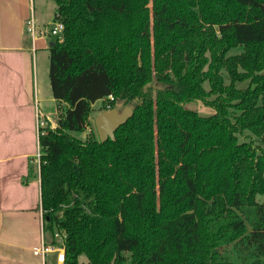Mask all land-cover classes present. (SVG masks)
Listing matches in <instances>:
<instances>
[{"label":"trees","instance_id":"obj_1","mask_svg":"<svg viewBox=\"0 0 264 264\" xmlns=\"http://www.w3.org/2000/svg\"><path fill=\"white\" fill-rule=\"evenodd\" d=\"M54 1L39 172L63 264H264V150L239 139H264V0ZM98 100L135 103L104 142L73 133Z\"/></svg>","mask_w":264,"mask_h":264},{"label":"crops","instance_id":"obj_2","mask_svg":"<svg viewBox=\"0 0 264 264\" xmlns=\"http://www.w3.org/2000/svg\"><path fill=\"white\" fill-rule=\"evenodd\" d=\"M32 12L36 17L35 0H0V264H58L56 253L34 250L66 240L64 231L45 232L43 223L39 120L58 125V108L47 111L39 96L36 52L54 36L32 40L25 33ZM36 19L41 28L52 26Z\"/></svg>","mask_w":264,"mask_h":264},{"label":"rangeland","instance_id":"obj_3","mask_svg":"<svg viewBox=\"0 0 264 264\" xmlns=\"http://www.w3.org/2000/svg\"><path fill=\"white\" fill-rule=\"evenodd\" d=\"M36 2V17H38L42 23L49 22V24H53L55 19H53V14L56 7V1L54 0H35ZM49 24H47L49 26ZM234 50L233 52H237ZM36 66L35 70L37 72V84L40 87V98L41 102L44 105V108L49 112H54L58 108V101L53 98L52 87H50V79H49V65H50V53L48 49H40L36 52ZM226 82L229 83V79L226 77ZM248 81H239L237 85L240 87L247 86ZM206 88H210V84L206 82ZM111 100V99H110ZM126 104V102L118 101L115 107L122 108ZM190 108H193L199 112V114L205 116L212 114L215 109L214 107L205 104L202 100L191 101L187 104ZM105 107V103L101 100L96 101L93 104V110L90 113L89 120L90 125L87 127L84 132H73L76 136L86 139V135L90 133L92 129L95 130L96 134V126H95V118L98 114H100ZM56 115V114H55ZM246 133L241 134V140L251 141L254 145H258L260 149L264 150V139L260 136H256L251 132L245 131ZM258 201H264V193H259L257 195ZM86 260L85 256L81 257V261Z\"/></svg>","mask_w":264,"mask_h":264},{"label":"built area","instance_id":"obj_4","mask_svg":"<svg viewBox=\"0 0 264 264\" xmlns=\"http://www.w3.org/2000/svg\"><path fill=\"white\" fill-rule=\"evenodd\" d=\"M64 24L60 20L54 21L52 26L47 28H41L38 25V20L32 12V15L27 18L25 23V33L31 37L32 40H36L38 38H48L50 36H54V38H61L63 35ZM110 99H113V96H109ZM49 124L45 121L39 120V132L41 129L46 128ZM40 151L37 153L38 163L40 165ZM34 253L37 255L45 256L49 253H56L57 263L63 264L65 261V241L63 244H42L41 246L36 247Z\"/></svg>","mask_w":264,"mask_h":264},{"label":"water","instance_id":"obj_5","mask_svg":"<svg viewBox=\"0 0 264 264\" xmlns=\"http://www.w3.org/2000/svg\"><path fill=\"white\" fill-rule=\"evenodd\" d=\"M135 103L131 102L124 104L122 108L114 107L104 109L95 118V126L97 131V136L101 142L112 138H115V131L120 127V125L126 123L130 117L134 114Z\"/></svg>","mask_w":264,"mask_h":264}]
</instances>
